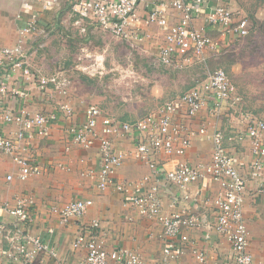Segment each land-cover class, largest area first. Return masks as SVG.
<instances>
[{
	"label": "built area",
	"instance_id": "built-area-1",
	"mask_svg": "<svg viewBox=\"0 0 264 264\" xmlns=\"http://www.w3.org/2000/svg\"><path fill=\"white\" fill-rule=\"evenodd\" d=\"M62 0H23L22 6L27 17L19 31L18 42L12 47H0V121L5 125L16 126L13 136H7L0 130V152L13 155L18 166V178L27 181L40 176L43 167L36 160L17 153L23 142L45 139L61 115L71 120L66 131L73 144L91 149L98 145L100 167L88 169L84 175L96 180L100 190L114 188L124 194L126 202L142 216L158 221L162 226L161 238L164 241L163 260L160 264H178L183 247L189 242L187 233L190 230L206 228L207 236L212 230L226 237L231 244L232 263L257 264L249 252V231L244 216V200L250 180H261L264 175V121L251 113L240 110L238 115L246 126L245 131H231L229 134L216 129L209 138L212 141V157L208 164L193 166L183 158L197 135H207L206 127L193 130L187 121L196 117L207 105L212 115L220 113L225 104L231 102L236 110L235 86L226 71L217 69L207 77L175 98L165 102L159 111L151 113L136 121H121L107 114L99 106L85 109V119L75 122V108L69 103L72 86L71 77L59 67L49 76L36 70L29 62L30 46L39 38L48 37L49 26L44 22L43 14L58 8ZM71 14L76 18L81 37H87L91 29L99 28L114 38L131 43L140 38L134 23L156 25L165 35L166 46L161 49L158 63L171 65L180 50L192 46L194 56L202 59L207 50L219 51L220 44L208 35L205 26L197 27L196 18L203 12L206 26H212L224 36L246 38L252 29L247 17L235 20L236 14L227 5L226 0H158L156 7L151 8L141 21L139 9L146 0H67ZM170 6L180 15L170 23L166 7ZM33 49V48H32ZM87 49L83 47V54ZM89 58L92 56L89 55ZM97 60V58H96ZM81 67L78 70H96L97 63ZM185 61H189L186 59ZM20 70L22 77L17 78ZM89 73V72H88ZM36 84L42 94L55 93L63 96L64 102L52 112L30 113L28 110L14 109L9 105L12 99H25L30 95L29 85ZM182 115L181 120H176ZM126 137L135 139L133 157L146 164L156 184L149 185L150 177L136 183H123L116 179L118 170L126 158V151L117 148V140ZM250 140L255 159L244 163L230 155L226 143H240ZM179 158L175 166L167 170L159 162V156ZM163 176L166 183L185 189L187 186L204 179H210L221 187L215 200L216 221L205 224L197 214L185 209L172 215H165L159 197V178ZM13 176H8L12 180ZM33 200L27 196L16 199V205L0 201V209L14 217V227L0 224V235L9 247L0 250L7 264H35L39 256L48 254L57 264H72L59 257L56 246L45 243L35 235L31 228L35 223ZM93 206L91 199H77L62 208L53 211L64 224L72 218H81ZM100 222L94 221L80 232L73 243L75 250H86L85 257L77 264H145L135 251L119 247L109 250L99 234ZM200 264H208L207 256L200 250H194Z\"/></svg>",
	"mask_w": 264,
	"mask_h": 264
},
{
	"label": "crops",
	"instance_id": "crops-1",
	"mask_svg": "<svg viewBox=\"0 0 264 264\" xmlns=\"http://www.w3.org/2000/svg\"><path fill=\"white\" fill-rule=\"evenodd\" d=\"M22 3L23 0H0V47H12L18 42L19 31L23 24L21 19L27 17ZM159 4L158 0H146L141 5L138 13L141 21L145 19L151 8ZM165 7L170 23H174L180 14L168 5ZM11 11L13 14L10 13ZM204 13L203 10L196 18L195 25L197 27H203L200 16L205 15ZM20 14L23 16L21 19L18 18ZM43 18L44 22L50 27V32L46 39L37 40L28 48V57L33 68L40 70L46 76L54 74L61 66L69 75L81 67L88 66L87 61L82 64L76 62L80 58L89 59L88 55L86 56L88 51L83 54L84 43L97 42V40L98 42L104 41L105 36L108 34L97 28V31L91 29L87 37H81L78 26L75 25L76 18L71 14L67 0H62L58 8L44 13ZM133 25L139 30L140 38L127 43L135 46L140 56L155 57V61L158 63L159 52L166 46L163 30L156 25L148 26L143 22L134 23ZM205 27L208 32L212 30L220 32L212 26ZM72 46H74L73 49H71ZM191 47L188 46L180 50L176 57H181L182 54L184 56L189 55L192 53ZM176 57L175 60L177 61ZM188 60L185 61V65L192 61L191 59ZM207 60L208 58H203L197 61L206 64ZM82 72L87 73L84 70ZM204 74L207 77L208 73ZM19 77H22L20 70L17 72V78ZM203 79L201 77L194 78L192 80L193 87ZM29 89L30 95L27 98L12 99L9 101V105L16 110L24 108L30 113L52 112L58 109L59 103L65 101V98L59 94L40 93L33 82L29 85ZM84 91L85 88L83 95L70 94V97L67 98L74 108L79 103L84 104L85 102L84 108H79L80 110L75 108L76 116L74 119L77 123L84 121L87 107L97 105L92 104L97 103V99L90 95L92 99L90 100ZM160 97L159 94L156 95L157 100ZM172 98L160 100L159 105L154 106L149 113L140 118H130L136 115V113L131 112L118 113V117L123 118L117 116L116 118L121 121L142 119L151 113L156 114L159 108ZM210 106L211 104L207 105L190 123L188 120H184L193 130L198 131L202 127L208 129L207 135H197L193 138L191 147L187 150L185 156L180 158V160L193 166L201 163L208 164L211 161L212 141L209 136L212 134V128L216 124L217 117L210 113ZM101 108L105 111L103 107ZM181 117L182 115L178 116L176 120H181ZM229 122L227 127L224 128L228 134L235 130H246V126L239 118H233L232 122L230 120ZM70 123L71 120L68 121L61 115L59 121L52 127L49 137L23 142L18 148L17 153L40 163L43 167V173L40 176L30 178L27 181H20L18 166L13 155L0 152V201L9 203L11 207H14L18 197L27 196L31 198L34 202L33 211L36 218L34 226L31 228L32 232L45 243L56 246L59 257L72 264H77L86 255L85 249H74L73 243L76 236L94 221L100 222L99 234L109 250L126 247L138 253L145 264H160L163 260L164 247V241L161 238V224L156 220L142 216L136 209L132 208L126 202L124 194L119 193L114 188L100 190L97 187L96 180L84 175L88 169H98L100 167L98 145L86 150L73 144L66 131L67 125ZM16 129V126L5 125L0 121V130L5 135L13 136ZM135 142L136 140L131 137L117 140V148L126 151L127 155L122 167L116 174V179L123 183H136L150 177L149 185H154L156 179L151 177L150 168L136 160L131 154L136 146ZM226 147L230 155L246 164L255 159L250 140H244L240 143L227 142ZM158 159L167 170L172 169L179 160L176 157L166 158L163 155L159 156ZM10 175L13 176L12 180H8ZM158 181V194L165 215H172L185 209L201 217L206 225L213 224L216 221L215 200L221 192V187L217 183L210 179H204L181 189L166 183L163 176ZM77 199H91L93 200V206L83 217L72 218L68 223H62L59 215L53 209H60ZM244 216L250 236L249 252L257 264H264V175L261 180H250L248 183L244 200ZM14 220V217L7 211L0 209V224L6 223L13 228ZM187 235L189 242L184 245L183 253L178 258V264H200L195 257L194 250L204 252L208 264L232 263L231 244L226 237L213 230L207 236L204 226L200 229L190 230ZM156 240L159 241L157 249L153 246ZM8 247V243L0 235V250ZM0 264H7L6 258L1 255V252ZM35 264H57V262L48 254H42Z\"/></svg>",
	"mask_w": 264,
	"mask_h": 264
},
{
	"label": "rangeland",
	"instance_id": "rangeland-1",
	"mask_svg": "<svg viewBox=\"0 0 264 264\" xmlns=\"http://www.w3.org/2000/svg\"><path fill=\"white\" fill-rule=\"evenodd\" d=\"M226 3L236 14L235 20L249 18L252 29L246 38L207 31L211 38L219 42L220 50H207L203 57L208 58L206 64L198 62L200 59L194 56L191 47L192 53L187 56L182 54L176 57L177 61L173 64L163 66L155 61V57L140 56L135 46L108 33L104 41L84 43L92 57L80 58L76 62L82 64L87 61L86 64L93 65L97 58V67L95 71H86V74L80 70L71 72V95H83L85 88L84 92L90 100V95L97 99V103L92 104L103 107L109 115L118 117V113L131 112L136 115L130 118H140L159 105L160 100L188 92L193 87L194 78L203 79L206 78L204 73L223 69L235 86L238 101L236 110L229 102L220 113L213 115L217 118L211 133L218 128L224 130L229 120L232 122L233 118H239L240 110L264 121V0H226ZM10 13L13 14L12 11ZM204 17L200 16V21L206 26ZM185 58L192 61L185 65ZM155 94L163 98L157 100ZM84 107L85 102L75 106L77 110ZM158 244L156 240L153 246L157 249Z\"/></svg>",
	"mask_w": 264,
	"mask_h": 264
}]
</instances>
